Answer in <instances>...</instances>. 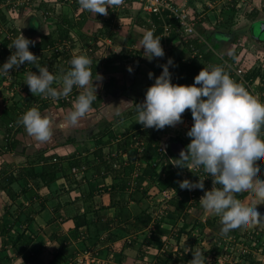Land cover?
Returning <instances> with one entry per match:
<instances>
[{"label":"crops","instance_id":"1","mask_svg":"<svg viewBox=\"0 0 264 264\" xmlns=\"http://www.w3.org/2000/svg\"><path fill=\"white\" fill-rule=\"evenodd\" d=\"M167 1L186 7L196 30L191 39L168 13L160 17L135 0H122L96 17L78 0H0V24L14 34L3 43L0 65L6 62L4 51H14L9 42L22 33L36 41L29 50L38 61L58 72L53 87H61L72 55L89 56L93 79L95 73L103 77L91 110L76 125L61 127L73 102L63 105L32 95L24 65L20 73L10 70L12 81L0 76V264H162L168 255V264H184L183 243L191 248L193 242L190 228L212 226L215 220L207 217L195 225L192 215L203 209L200 201L177 193V181L198 176L173 165L168 143L187 145L189 129H146L137 124L134 102H141L154 83L148 73L159 76L158 65L172 58L174 84L191 85L203 67L221 66L264 107V0ZM167 24L176 30L164 37ZM145 30L161 37L164 58H143L138 41ZM44 40L54 46L45 48ZM66 44L67 51L53 54V47ZM79 91L72 93L76 97ZM32 107L51 120L46 142L36 141L18 123V116ZM182 116L193 123L190 110ZM7 126L19 141L16 151L6 150ZM196 194L199 198L204 192ZM237 199L242 204L248 197ZM142 213L152 216L150 224L139 220Z\"/></svg>","mask_w":264,"mask_h":264},{"label":"clouds","instance_id":"2","mask_svg":"<svg viewBox=\"0 0 264 264\" xmlns=\"http://www.w3.org/2000/svg\"><path fill=\"white\" fill-rule=\"evenodd\" d=\"M78 3L81 9L96 17L97 14L107 15L108 9L122 0H78ZM35 44L36 41L20 33L8 46L14 51L0 65V76L11 75L10 70H19L28 62L38 69L26 76L25 84L32 95L42 94L59 100L68 97L74 88L80 90L61 124V127L74 126L91 110L103 77L95 73L93 79L91 58L79 54L71 58L69 68L63 71L61 87H53L57 77L47 66L37 64L39 58L29 50ZM138 45L143 49V58L149 62L165 57L161 37L154 36L152 30H145ZM158 66L162 68L161 74L148 73L154 83L147 88L141 102H134L137 124L155 130L175 127L183 123L182 115L190 110L193 124L186 132L190 143L180 151L178 159H173V165L181 170L202 169L212 179L210 190L205 189V180L200 178L177 181L179 188L204 192L199 201L205 211L220 217L221 238L264 223V215L257 208L261 204L244 207L237 199L250 196L264 202V179H261L264 170L256 168L264 164V143L261 142L264 107H260L244 86L231 79L221 66L203 67L191 85L172 82L169 69L176 67L172 58ZM127 71L132 73L133 68L129 66ZM18 123L38 142H46L52 136L50 118L36 107L27 110ZM188 253L193 257L188 264H209L202 251L188 248Z\"/></svg>","mask_w":264,"mask_h":264},{"label":"rangeland","instance_id":"3","mask_svg":"<svg viewBox=\"0 0 264 264\" xmlns=\"http://www.w3.org/2000/svg\"><path fill=\"white\" fill-rule=\"evenodd\" d=\"M21 8L18 10H21ZM167 131L169 134L178 136L182 133L180 129L174 131L168 129ZM261 177L264 179V175H261ZM211 188L212 186L206 187L207 190ZM257 204H261L257 208L264 215V202L250 196L242 203V206L252 207ZM193 214L194 222L196 219H206V217L215 220L212 226L208 228H203L201 225H198L199 227L196 229V226L191 227L192 229L190 228V232L192 230L194 231V234H192L193 242L191 248L202 251L205 258L209 261V264H264V223L234 232L230 234L229 238H221L219 216L209 214L204 208L195 210ZM194 224L196 225L198 223L195 222ZM173 247L171 250L176 254V247ZM182 247L186 248V250H183L186 254V260L183 263L188 264V261L193 258L191 253H188V248L190 247L186 246L185 243H183Z\"/></svg>","mask_w":264,"mask_h":264},{"label":"built area","instance_id":"4","mask_svg":"<svg viewBox=\"0 0 264 264\" xmlns=\"http://www.w3.org/2000/svg\"><path fill=\"white\" fill-rule=\"evenodd\" d=\"M136 2L143 4L145 9L149 10L151 13L158 15L160 17H163V15H165V13H168V16L170 17V19L173 20L175 27L177 28L178 31H180V33H182L185 37H187V39H191L194 35H196V30H195V24L191 21L189 13L186 9V7H183L181 5H176L173 4L172 2H169L167 0H135ZM175 28H173L171 25L167 24L165 25L164 28V37H167ZM176 30V29H175ZM12 35L9 32V26L7 24H0V58H1V52L5 49L4 46V41L6 39H13ZM64 48L65 51H67L68 48H70L69 45H63V47H59V46H55L52 48L53 50V54H60L64 52ZM164 48L166 49V47L164 46ZM14 50V49H13ZM63 50V51H62ZM198 52L195 51L193 49V56L194 58H196L198 56ZM75 56V55H74ZM201 57V55H199ZM73 57L70 56L67 60V65H69V61L71 60V58ZM25 68L29 71H33V72H38V71H34L32 70V68H30L29 66H27V62H25L24 64ZM48 67L49 71L52 72L55 76L58 75V72L53 69V65L51 64H47L45 65ZM57 66H55L56 68ZM17 71V73L21 72V70H14ZM13 71V72H14ZM24 71V69H23ZM12 72V71H11ZM7 76V75H6ZM13 77L11 75H8V80L12 81ZM75 93H71L68 97L66 98H60L59 100H53L52 98H48L46 97L45 100L48 101H54V102H59L60 100L64 103H71L75 100ZM183 123L182 124H178L176 126H186V129H190L192 126V121L187 119L186 117H183ZM12 126V125H10ZM261 142L264 143V136L261 137ZM159 152L160 153H164L165 149L164 147L161 145L159 147ZM256 168L258 170H264V164L262 165H257ZM76 172V170H75ZM187 172L191 175H194L196 177V180H198L199 178L204 181V184L206 185L205 187L208 186H212V179L211 177H208V175L206 173L203 172L202 169H196V168H191L189 170H187ZM191 175V176H192ZM264 175V174H262ZM183 179H189L187 177H182L181 180ZM189 180H193V178L189 179ZM199 190H181L178 187L177 193L179 195H183V193H187V198L191 201L194 202L195 200H199L198 195L196 194V192H198ZM177 194V195H178ZM167 197V196H166ZM90 263V262H89ZM69 264H86V262H83L82 260L79 261H74V262H70Z\"/></svg>","mask_w":264,"mask_h":264},{"label":"trees","instance_id":"5","mask_svg":"<svg viewBox=\"0 0 264 264\" xmlns=\"http://www.w3.org/2000/svg\"><path fill=\"white\" fill-rule=\"evenodd\" d=\"M10 44H11V41L9 42ZM8 43V44H9ZM44 46H45V48H47L46 46L48 45V47H51V46H54V43H52V42H48V44L46 45V42H45V40H44ZM10 54H11V52H8V51H4V53H3V57H4V60H7V58L10 56ZM36 63L37 64H40V65H42V66H44V61H43V59H40L39 61L37 60L36 61ZM27 66H29L30 68H32L34 71H38V69H36L35 68V65H33V64H28ZM56 88H58V87H56ZM39 102H42L41 101V99H39L38 100ZM39 102H36L37 104H39ZM59 102H61L63 105H67L68 103H64V102H62L61 100L59 101ZM46 103V102H45ZM43 102L41 103V105L43 106ZM43 108H46V107H43ZM20 118H21V116L19 117L18 116V118H17V120H20ZM7 132H8V138H7V140H8V142H7V144H6V150L7 151H16L17 150V148H18V146H19V141L18 140H16L15 139V137L14 138H12V136H11V129H9L8 128V126H7ZM170 154H171V152H170ZM171 156H172V159H177V158H175L172 154H171ZM175 162V161H174ZM14 180H12L11 182H13ZM170 181V185H172L173 184V181H174V179L172 178V179H170L169 180ZM195 202H197V203H199L198 202V200H195ZM139 220L142 222V223H144V225H148V224H150L151 223V221L153 220V218H152V216L151 215H148V214H146V213H142L140 216H139ZM186 228H188V225L187 226H184V229H183V231H185V229ZM151 242H149L148 244H150ZM172 258V256L170 255H168V257L166 256V257H163V258H161L160 260V262L162 263V264H168V262L170 261V259Z\"/></svg>","mask_w":264,"mask_h":264},{"label":"water","instance_id":"6","mask_svg":"<svg viewBox=\"0 0 264 264\" xmlns=\"http://www.w3.org/2000/svg\"><path fill=\"white\" fill-rule=\"evenodd\" d=\"M168 147L172 154L178 159L180 151L184 149L186 145L181 141H172L168 143Z\"/></svg>","mask_w":264,"mask_h":264}]
</instances>
